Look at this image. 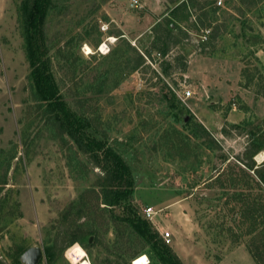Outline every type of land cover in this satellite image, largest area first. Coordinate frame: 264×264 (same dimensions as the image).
<instances>
[{
    "label": "rangeland",
    "instance_id": "1",
    "mask_svg": "<svg viewBox=\"0 0 264 264\" xmlns=\"http://www.w3.org/2000/svg\"><path fill=\"white\" fill-rule=\"evenodd\" d=\"M171 1L53 0L45 27L50 67L71 111L127 161L132 207L141 217L146 207L157 211L148 222L162 241L171 233L167 247L183 264H258L249 247L264 227V183L254 172L264 175L257 160L264 147L251 153L264 141V0H196L205 10L190 5L188 18L180 11L173 20L183 0ZM21 5L0 0V264H17L19 251L32 247L43 251L38 264H48V247L49 264H72L66 229L96 218L107 232L87 253L92 264L133 255L163 264L125 228V208L100 205L104 171L36 101ZM170 21L179 39L160 56L153 43ZM85 42L95 54L83 55ZM104 43L108 55L98 51ZM185 91L192 96L183 100ZM185 115L209 135L185 130ZM119 229L122 241L113 246Z\"/></svg>",
    "mask_w": 264,
    "mask_h": 264
},
{
    "label": "trees",
    "instance_id": "2",
    "mask_svg": "<svg viewBox=\"0 0 264 264\" xmlns=\"http://www.w3.org/2000/svg\"><path fill=\"white\" fill-rule=\"evenodd\" d=\"M178 1L172 0L171 2L176 3ZM52 4L53 0H22L21 5L26 55L31 68L30 76L34 86L36 101L39 102V106L44 110V115L49 116V119L58 131L62 135H67L82 152L91 156L95 167L104 171V177L99 183L102 190L98 196V200L102 201L100 205L103 204L105 208L109 209L115 208L116 206L125 208L128 213V216L124 219L126 229L129 227L133 231V234L147 241L151 245L154 254L163 264H183L179 257L163 243L158 233L152 229L148 220L144 216L141 217L137 210L132 207L131 199L135 190V180L127 161L104 140L106 137H103L98 132L91 121L85 116L72 112L66 102L61 98L50 67L51 63L48 57L49 48L47 46L45 31L46 20ZM190 5L192 7L197 6L199 10H205L206 8V5L198 3L196 0H183L171 11L172 20L178 17L177 14L180 11L186 12L187 15L185 17L188 18L191 14V10L189 9ZM207 15L208 12L202 16ZM172 23L173 21H170L169 26L167 28L164 27L161 34L155 38L153 43V47L158 49L162 56H167L170 47L172 45L175 46L179 39V36H176L174 33L178 29V26L175 25V29H173L170 26ZM204 23L206 22L204 21L202 24ZM142 63L143 58L140 57L136 66H140ZM173 97L176 96L173 95ZM169 107L171 109L175 108L173 103H170ZM179 119L182 120L185 130L192 132L193 128L198 126L202 134L209 135L202 125H196L191 119L187 120L186 115L183 117L179 116ZM263 147L264 141L256 143L252 146L251 155L262 150ZM249 167L252 168L253 166L250 165ZM254 172L260 181L264 183V175L257 169ZM65 216L66 213L63 215V218ZM77 216L79 218L81 217L80 211ZM95 220L98 221L97 218ZM95 222L92 223L95 225H76L75 227L66 229L65 233L70 238L69 247L75 242H79L88 253L95 246L102 245L104 243V237H106L107 229L103 230L101 224ZM103 224L105 225V223ZM121 232L124 233V230L119 229L117 231L113 246L122 241ZM259 232V239L253 243V246L257 247L253 248L250 246L249 252L252 254L256 263L264 264V247H260V245L264 246V227ZM90 237L94 238L92 243L90 242ZM28 249H21L19 251L18 258L16 259L17 264H23L20 259ZM137 257L133 255L131 258L125 260V263L120 264H131ZM54 258V248H46V262L49 264Z\"/></svg>",
    "mask_w": 264,
    "mask_h": 264
},
{
    "label": "clouds",
    "instance_id": "3",
    "mask_svg": "<svg viewBox=\"0 0 264 264\" xmlns=\"http://www.w3.org/2000/svg\"><path fill=\"white\" fill-rule=\"evenodd\" d=\"M107 25H104L102 28V31L107 29ZM110 42L112 45L116 44V38L115 37H110L109 38ZM98 51L103 54V55H108L111 51V49L108 47L107 44H102ZM81 52L83 53V55L85 57L95 54L93 52V49L89 46V44L87 42H85L82 47H81ZM66 257L67 256H72V264H78V260L76 259L78 258H84L87 253L85 252V250L81 247V245L79 244V242H75L71 248H69L66 253H65ZM85 264H88V262L86 261Z\"/></svg>",
    "mask_w": 264,
    "mask_h": 264
},
{
    "label": "built area",
    "instance_id": "4",
    "mask_svg": "<svg viewBox=\"0 0 264 264\" xmlns=\"http://www.w3.org/2000/svg\"><path fill=\"white\" fill-rule=\"evenodd\" d=\"M138 4H139V0H133L132 6L138 7ZM217 4L221 5L222 4V0H219L217 2ZM210 33H211V30H208V29L204 30L203 42H205V40H207V38H208L207 35H210ZM104 44H106V43H104ZM158 54L160 56L162 55L161 53H158ZM191 96H192V92L191 91H185L183 96H182V99L184 100V99H187V98H189ZM155 214H157V211L153 207L149 206V207H146L144 209V218H146L147 220H152ZM162 238H163L164 243L167 244V246L171 244L172 238H171V233L170 232H166L163 235ZM85 258L88 260L87 255L85 256Z\"/></svg>",
    "mask_w": 264,
    "mask_h": 264
},
{
    "label": "water",
    "instance_id": "5",
    "mask_svg": "<svg viewBox=\"0 0 264 264\" xmlns=\"http://www.w3.org/2000/svg\"><path fill=\"white\" fill-rule=\"evenodd\" d=\"M43 257V251L39 247L28 249L22 256L23 264H38Z\"/></svg>",
    "mask_w": 264,
    "mask_h": 264
},
{
    "label": "bare ground",
    "instance_id": "6",
    "mask_svg": "<svg viewBox=\"0 0 264 264\" xmlns=\"http://www.w3.org/2000/svg\"><path fill=\"white\" fill-rule=\"evenodd\" d=\"M257 160L259 162L264 161V151L261 152L258 156H257ZM148 263V258L146 255H141L138 258L133 260V264H147Z\"/></svg>",
    "mask_w": 264,
    "mask_h": 264
},
{
    "label": "crops",
    "instance_id": "7",
    "mask_svg": "<svg viewBox=\"0 0 264 264\" xmlns=\"http://www.w3.org/2000/svg\"><path fill=\"white\" fill-rule=\"evenodd\" d=\"M86 253H87V252H86ZM87 258H88V255H87ZM189 258H190V257H189ZM88 260H89V259H88ZM89 262H90V264H92L90 260H89ZM132 263H133V261H132Z\"/></svg>",
    "mask_w": 264,
    "mask_h": 264
}]
</instances>
